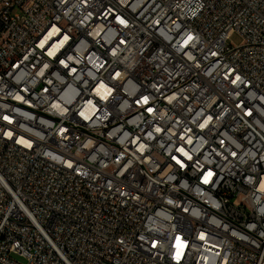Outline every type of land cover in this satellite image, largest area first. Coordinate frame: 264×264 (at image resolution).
<instances>
[{
    "label": "built area",
    "instance_id": "1",
    "mask_svg": "<svg viewBox=\"0 0 264 264\" xmlns=\"http://www.w3.org/2000/svg\"><path fill=\"white\" fill-rule=\"evenodd\" d=\"M0 264H264V0H0Z\"/></svg>",
    "mask_w": 264,
    "mask_h": 264
},
{
    "label": "rangeland",
    "instance_id": "2",
    "mask_svg": "<svg viewBox=\"0 0 264 264\" xmlns=\"http://www.w3.org/2000/svg\"><path fill=\"white\" fill-rule=\"evenodd\" d=\"M241 42H242V37L237 33L233 34L229 40V43H231L233 45H238Z\"/></svg>",
    "mask_w": 264,
    "mask_h": 264
}]
</instances>
